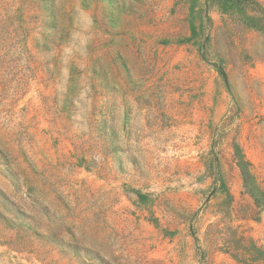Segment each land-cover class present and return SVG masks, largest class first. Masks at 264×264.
<instances>
[{
    "label": "rangeland",
    "instance_id": "374dc122",
    "mask_svg": "<svg viewBox=\"0 0 264 264\" xmlns=\"http://www.w3.org/2000/svg\"><path fill=\"white\" fill-rule=\"evenodd\" d=\"M225 2L0 0V264H264V32Z\"/></svg>",
    "mask_w": 264,
    "mask_h": 264
},
{
    "label": "trees",
    "instance_id": "16d2710c",
    "mask_svg": "<svg viewBox=\"0 0 264 264\" xmlns=\"http://www.w3.org/2000/svg\"><path fill=\"white\" fill-rule=\"evenodd\" d=\"M224 13L240 17L247 27H253L264 32V7L258 0H227Z\"/></svg>",
    "mask_w": 264,
    "mask_h": 264
},
{
    "label": "clouds",
    "instance_id": "9594fccd",
    "mask_svg": "<svg viewBox=\"0 0 264 264\" xmlns=\"http://www.w3.org/2000/svg\"><path fill=\"white\" fill-rule=\"evenodd\" d=\"M75 22L78 26V30L72 33L71 39L80 46H87L91 39V30L93 28V20L90 15L83 11H79ZM73 54V48L71 46L64 49L65 62Z\"/></svg>",
    "mask_w": 264,
    "mask_h": 264
}]
</instances>
